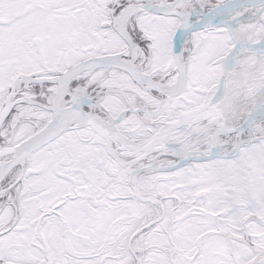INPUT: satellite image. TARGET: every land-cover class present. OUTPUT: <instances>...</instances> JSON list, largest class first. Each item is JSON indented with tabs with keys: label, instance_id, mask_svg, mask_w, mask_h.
Returning a JSON list of instances; mask_svg holds the SVG:
<instances>
[{
	"label": "snow or ice",
	"instance_id": "snow-or-ice-1",
	"mask_svg": "<svg viewBox=\"0 0 264 264\" xmlns=\"http://www.w3.org/2000/svg\"><path fill=\"white\" fill-rule=\"evenodd\" d=\"M0 264H264V0H0Z\"/></svg>",
	"mask_w": 264,
	"mask_h": 264
}]
</instances>
